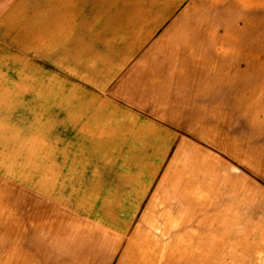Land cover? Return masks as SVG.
<instances>
[{
    "label": "crops",
    "instance_id": "1",
    "mask_svg": "<svg viewBox=\"0 0 264 264\" xmlns=\"http://www.w3.org/2000/svg\"><path fill=\"white\" fill-rule=\"evenodd\" d=\"M0 181V264H264V0H0Z\"/></svg>",
    "mask_w": 264,
    "mask_h": 264
},
{
    "label": "rangeland",
    "instance_id": "2",
    "mask_svg": "<svg viewBox=\"0 0 264 264\" xmlns=\"http://www.w3.org/2000/svg\"><path fill=\"white\" fill-rule=\"evenodd\" d=\"M255 50H260V49H254V51ZM254 57H255V54H254ZM11 184H12V186H11L12 189H21L22 188V183H20V182H12V183H10V182L0 181V189H9Z\"/></svg>",
    "mask_w": 264,
    "mask_h": 264
}]
</instances>
